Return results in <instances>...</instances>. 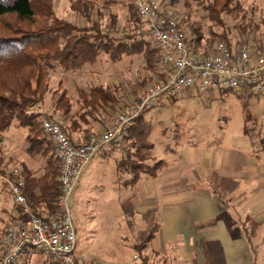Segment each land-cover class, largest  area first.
<instances>
[{"label":"rangeland","instance_id":"1","mask_svg":"<svg viewBox=\"0 0 264 264\" xmlns=\"http://www.w3.org/2000/svg\"><path fill=\"white\" fill-rule=\"evenodd\" d=\"M157 1L160 9L172 15L183 30H188L189 28L186 29L188 26L199 28L204 38L203 47L209 49L212 46L213 50L218 43H223L213 35L221 34L225 26H217L210 21L195 0ZM53 5L58 17L74 21L80 26L96 22L104 30L116 31L118 34L137 28L135 23L127 22L128 9L131 5L135 6L134 0H53ZM241 7L242 12L236 19L223 16L229 39L234 45L248 43L257 47L264 46V0H241ZM84 17H88L90 22L88 23ZM242 22L244 25L239 29ZM184 34L187 37V33ZM157 74L158 72L149 71L138 56H125L120 62H113L106 56H101L95 65H87L80 72L64 73L60 70L51 72L49 79L51 93L43 104L35 106L32 111L52 114L54 116L52 120L66 122L62 114L53 113L54 98L62 91H67L72 101V113H75L79 108L78 90L97 85L109 88L116 97L124 99V102L122 101L124 107L125 103H130L134 97L139 98L148 88L160 83L161 77ZM54 91L58 93L53 94ZM247 115L251 118L248 123ZM146 117L154 128L150 136L153 149L149 155L146 153L150 159L149 163L153 164L160 160L168 162L170 166L164 175L160 173L159 177H149L141 174L138 183L132 184L130 181L132 173L127 170L118 172L117 156L110 155L104 160L100 157L94 158L83 171L71 201L77 238H81L83 244L87 241L92 243L94 248L103 245L106 247L109 242H118L122 236H128L130 228L127 221L133 220L132 216L138 208L150 209L156 205L161 185L175 182L180 185H196L204 177L211 183V179L215 178L212 171H203L204 169H201L197 162H191L192 160L186 165L180 164L179 157L184 154V146L190 153L193 149L199 155L211 150H223L228 146L233 148L232 145L244 142V127H247L248 135L259 143L264 127V97L257 95L250 88L228 93L211 88L204 94L192 88L185 91L176 101L167 100L161 108L146 113ZM14 125L1 135L0 154L5 157L6 164L4 166L0 164V240L6 225H10L9 213L14 211V215H17L20 211L17 206H12L8 198L9 185L3 177L10 169L21 170L20 164L23 162L37 170L44 163L41 159H31L26 155L25 139L28 130L17 127L16 123ZM94 126L97 129L98 125ZM93 128L90 131L95 129ZM102 131H92L89 138ZM151 215L144 217L143 227L146 226V229L149 228ZM137 219L135 218L134 222ZM140 222L143 224L142 219L136 223ZM154 226L158 227L157 224L152 227ZM147 235L135 240L138 242L133 248L135 261L140 262L137 255L139 252L146 254L150 263L171 264L176 252L170 255L156 254L151 243L145 248ZM160 238L157 241L153 239V245H157ZM96 255L100 263L106 264L105 255L99 251ZM161 256H165V259Z\"/></svg>","mask_w":264,"mask_h":264},{"label":"trees","instance_id":"2","mask_svg":"<svg viewBox=\"0 0 264 264\" xmlns=\"http://www.w3.org/2000/svg\"><path fill=\"white\" fill-rule=\"evenodd\" d=\"M195 1L210 21L217 26H225L221 34L215 33L213 37L233 46L223 16L236 19L242 12L241 0ZM84 18L90 22L88 17ZM127 22L135 23L137 28L118 34L116 31L104 30L96 22L80 26L74 21L58 17L53 0H0V144L1 135L14 123L28 130L25 153L31 159L44 161L41 167L43 174L36 175L25 162L20 164V172L24 179L23 192L27 202L39 216L57 215L58 202L62 196L61 162L55 154L52 140L42 128L44 117L52 119L54 116L32 111L35 106L43 104L51 93L50 73L56 70L64 73L80 72L87 65H95L101 56L113 62H120L125 56H138L149 71L158 72L157 75L161 77L159 82L167 80L168 75L162 69L161 51L144 31L134 5L129 6ZM243 25V22L240 23L239 29ZM179 29L182 34L187 33V37L184 34L186 42L195 54L211 50L212 46L209 49L203 47L204 38L199 28L188 26L185 31L179 25ZM262 47L258 46L259 49ZM54 99L53 113L62 114L63 119L67 120L60 124L75 144L77 142L73 139V131L83 125L92 127L104 123L106 130L127 105L125 103L123 107L124 99L116 97L109 88L100 85L78 90L79 108L75 113H72V101L67 91H62ZM145 115L138 117L129 130L124 153L117 161L119 173L127 170L133 174L130 180L132 184L138 183L141 174L157 177L167 165L160 160L149 163L146 153H151L153 149L150 136L154 128ZM250 120L247 115L246 122ZM107 121L109 123L106 126ZM261 133L259 144L264 148V127ZM4 162L5 157L0 154V164L4 166ZM18 208L20 217L17 220L26 221L27 217ZM14 221L16 219L10 223ZM157 231L158 227H152L145 240V248L149 247ZM137 255L140 262L135 264H154L149 262L146 254L138 252ZM161 257L165 259V256Z\"/></svg>","mask_w":264,"mask_h":264},{"label":"built area","instance_id":"3","mask_svg":"<svg viewBox=\"0 0 264 264\" xmlns=\"http://www.w3.org/2000/svg\"><path fill=\"white\" fill-rule=\"evenodd\" d=\"M138 17L152 43L161 51V64L168 77L128 103L109 127L75 144L62 125L44 118L42 128L55 146L61 162L62 196L57 215L35 214L23 192L20 170L10 169L3 180L9 185L16 206L27 217L8 225L0 240V264H14L23 250L31 248L58 264L86 263L76 255L77 232L72 212V197L83 171L97 156L122 157L125 139L138 117L161 108L167 100L178 98L189 89L200 94L211 88L236 91L250 88L264 97V46L243 43L228 46L218 43L208 53L195 54L179 29L178 21L164 13L157 0H134Z\"/></svg>","mask_w":264,"mask_h":264},{"label":"crops","instance_id":"4","mask_svg":"<svg viewBox=\"0 0 264 264\" xmlns=\"http://www.w3.org/2000/svg\"><path fill=\"white\" fill-rule=\"evenodd\" d=\"M104 124H95L97 129L93 125L95 129L92 131L105 130ZM92 127L84 125L77 128L73 135L75 142L81 144L86 141ZM243 132L248 140L244 138V142L232 145L233 148L228 146L199 155L193 149L190 153L184 146L180 164L186 165L192 160L203 171H212L215 178L211 183L204 177L196 185H180L178 182L161 185L156 205L150 209L138 208L133 220L127 221L130 228L128 236L97 248L87 241L83 244V240L77 238L76 255L102 264L96 257L99 251L106 256V264H135L133 248L138 243L135 240L144 238L157 224L158 231L153 241L161 238L157 245L151 241V247L156 254L176 252L171 264H264V148L248 135L247 127ZM97 157L104 160L108 156ZM166 164L160 172L163 175L170 166L168 162ZM29 167L36 175L43 174V169ZM9 195L12 206H16ZM19 213L14 215V211L10 212L8 221L16 219L18 222ZM149 214H152L151 221L146 229L143 227L144 217ZM135 218L137 221L142 219L143 224L134 222ZM14 264L58 263L28 248L22 251Z\"/></svg>","mask_w":264,"mask_h":264}]
</instances>
